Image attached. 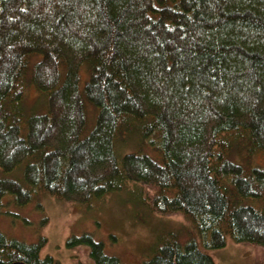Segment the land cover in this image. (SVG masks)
Listing matches in <instances>:
<instances>
[{"label": "trees", "instance_id": "1", "mask_svg": "<svg viewBox=\"0 0 264 264\" xmlns=\"http://www.w3.org/2000/svg\"><path fill=\"white\" fill-rule=\"evenodd\" d=\"M129 134L139 148L119 154ZM258 151L264 0H0V171H22L0 176V211L5 196L91 205L137 184L148 209L189 221L141 264H216L200 244L264 246ZM68 242L93 264H130L90 234ZM42 243L0 231V264H56Z\"/></svg>", "mask_w": 264, "mask_h": 264}, {"label": "rangeland", "instance_id": "2", "mask_svg": "<svg viewBox=\"0 0 264 264\" xmlns=\"http://www.w3.org/2000/svg\"><path fill=\"white\" fill-rule=\"evenodd\" d=\"M86 75L83 70L81 85ZM44 96L31 88L25 100L27 107L41 104ZM89 116L86 132L93 127L95 109L87 104ZM137 134L126 135L117 143L119 154L138 150ZM144 150L157 156L152 147ZM156 152V151H155ZM240 157V156H239ZM258 163L264 164V154L256 152ZM0 176L20 178L21 169L0 171ZM137 184H129L124 190L109 194L91 205L42 194L38 201L17 207L10 197H4L0 211V231L29 243L43 241L42 256L51 255L56 264H93L87 243H69L71 236L92 235L104 242L105 251L119 255L124 261L141 264L154 250L157 242L168 232H179V239H187L188 219L182 213L160 214L151 211L138 197ZM258 203L256 202V205ZM217 264H264V246L237 242L231 238L219 248L203 247Z\"/></svg>", "mask_w": 264, "mask_h": 264}, {"label": "bare ground", "instance_id": "3", "mask_svg": "<svg viewBox=\"0 0 264 264\" xmlns=\"http://www.w3.org/2000/svg\"><path fill=\"white\" fill-rule=\"evenodd\" d=\"M229 240V239H228ZM228 242V241H227ZM227 244V243H226ZM203 247H205V248H213V247H206L205 245H203V243L202 244H200V248H201V250L203 251V252H205V253H207V254H209L205 249H203ZM217 248H219V247H217ZM210 255V254H209ZM211 256V255H210ZM212 257V256H211ZM213 258V257H212ZM123 260V259H122ZM213 260H214V258H213ZM124 261V260H123ZM125 262H127V261H125ZM143 262V261H142ZM214 262L216 263V261L214 260ZM127 263H130V262H127ZM130 264H132V263H130ZM217 264V263H216Z\"/></svg>", "mask_w": 264, "mask_h": 264}]
</instances>
